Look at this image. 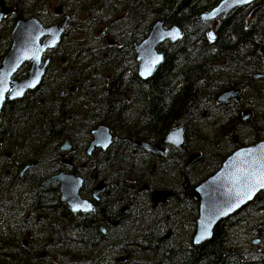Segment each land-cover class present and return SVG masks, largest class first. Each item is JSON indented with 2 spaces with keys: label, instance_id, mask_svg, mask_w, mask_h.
Instances as JSON below:
<instances>
[{
  "label": "trees",
  "instance_id": "16d2710c",
  "mask_svg": "<svg viewBox=\"0 0 264 264\" xmlns=\"http://www.w3.org/2000/svg\"><path fill=\"white\" fill-rule=\"evenodd\" d=\"M220 1L94 0L88 12L94 18V34L108 24L107 12L122 14L114 36L123 38L124 44L109 46L104 37L88 44L76 40L72 50L63 54L64 62L58 57L51 60L35 91L5 103L0 114V180H6L0 187V263L264 264V246L252 243L254 236L262 238L264 232L258 234L257 223L250 222L254 212H264V192L221 221L210 240L193 244L199 212L194 189L200 182L190 177L189 166L199 162L204 170L215 167L203 181L235 149L264 139V0L253 15L249 5L221 17L212 41L208 36L211 25L196 23V19ZM159 20L176 24L182 36L159 48L164 54L162 64L150 79L142 80L132 43L144 39ZM8 32L5 22L0 29V55L8 51ZM107 34L113 37L110 29ZM27 69L23 66L17 78L25 76ZM228 88H238L241 100L218 105L217 96ZM247 108L258 116L243 119ZM214 116H218L215 121ZM204 121L210 123L208 130ZM101 124L114 134V150L100 152L94 163L119 176L113 183L108 214L109 225L115 224L107 234L91 227L80 214H72L64 202L57 207L59 215L37 193L39 182L57 168H65L59 154L62 141L79 137L77 143L85 151L91 131ZM176 127L185 130L186 142L180 149L163 144ZM246 132V137L241 136ZM137 141L162 145L166 153H147L135 145ZM192 151L200 156L187 166ZM32 161L36 166L29 170L34 173L31 182L19 180V172ZM45 163L50 169L39 174L37 168ZM8 170L16 171L14 177ZM153 175V187L170 191L154 208L146 204L145 193H139L148 182L143 178ZM195 175L201 177L202 172ZM49 188L44 189L52 195ZM123 205L127 210H120ZM40 213L57 214L50 224L52 230H61L52 234L51 258L39 259L40 250L23 245L26 215L40 219L36 215ZM14 219H20L16 226ZM72 230L75 236L69 235ZM120 232L124 237H117ZM106 241L109 247L103 248Z\"/></svg>",
  "mask_w": 264,
  "mask_h": 264
},
{
  "label": "water",
  "instance_id": "95a60500",
  "mask_svg": "<svg viewBox=\"0 0 264 264\" xmlns=\"http://www.w3.org/2000/svg\"><path fill=\"white\" fill-rule=\"evenodd\" d=\"M248 5H253L252 15L263 7V3L259 0H221L211 10L199 15L196 23L213 22L215 25L221 16ZM0 8L1 21L2 17L8 14V10L2 7L1 0ZM66 24L67 17H63L58 24L48 28H44L34 18L27 21L20 19L17 22L11 33L10 49L2 58L0 66V113L6 101L21 98L26 92L39 86L49 65V59H46L41 65L43 54L48 49H54L60 44ZM181 36V30L176 24L166 26L165 20H159L152 24L149 34L144 40L133 44L138 62L137 74L142 80L151 78L157 67L162 64L164 54L158 50L159 46L165 42L176 43ZM208 36L212 41L215 39L213 29L208 32ZM28 62L30 63L28 75L19 80L12 79L20 67ZM240 94L239 89H225L217 96L216 103L225 105L231 100L239 99ZM250 117L251 112L246 110L243 113V119L247 120ZM91 135L88 154L98 148L106 150L113 143L114 136L109 127L104 124L94 129ZM163 142L178 148L183 147L185 143L184 128L172 129L164 137ZM136 145L152 154L162 155L164 153L162 148L157 145L144 142H136ZM60 149L66 154L72 151L69 139H65ZM7 155L9 156V153ZM196 156L198 154L192 155L188 163ZM62 162L69 164L71 159H64ZM35 163L36 161L26 166L21 176ZM82 182V178L76 174L59 172L49 176L42 182V185L58 183L61 199L73 212H90L92 210L90 202L80 195ZM261 184H264V139L234 150L214 174L195 187L194 197L199 204V212L193 244L197 246L210 240L214 228L221 221L238 212L264 191ZM100 189L101 187L95 189V192H99ZM169 195L170 192L159 191L153 193L151 199L156 203L164 201Z\"/></svg>",
  "mask_w": 264,
  "mask_h": 264
},
{
  "label": "flooded vegetation",
  "instance_id": "af4514ba",
  "mask_svg": "<svg viewBox=\"0 0 264 264\" xmlns=\"http://www.w3.org/2000/svg\"><path fill=\"white\" fill-rule=\"evenodd\" d=\"M94 0H1L2 7L8 10V14L6 16H3L1 21H0V29L3 26V23L7 22L8 27H9V47L8 50L11 46V33L16 27L17 22L22 19L24 21L30 20L32 18L37 19L44 28H48L50 26L58 24L63 17H67V24L65 26L64 32L62 34L61 42L59 46L52 50H47L44 54V60L46 57L49 59V65L46 69V73L48 72L50 63L52 59H61L63 62L66 60V57H63V54L66 51L72 50V45H74V41L76 40H84L86 44H88L92 39H106L107 45L109 46H118L124 44L123 38L115 39V34L118 32L116 28H110V27H105L103 28L102 26L100 28H103L101 30L98 28L96 34H94V18L91 17V15L88 13L93 5ZM86 4L88 5L89 9L85 13L86 9ZM1 11V8H0ZM122 19V14L120 15ZM109 25L114 26V25H119V23L115 22H109ZM108 29L111 30V34L113 37H111L109 34H107ZM119 33V32H118ZM100 36V37H99ZM41 42L43 41V38L40 40ZM134 42H140V41H134ZM132 43V46L134 44ZM134 49V47H133ZM7 52V51H6ZM135 52V50H134ZM5 54V53H4ZM4 54L0 55V66H1V61L4 56ZM136 57V53H135ZM30 65V64H29ZM28 74V69L27 73L25 76L15 78L13 76L12 79H22L26 77ZM138 75V74H137ZM43 76V78H44ZM111 75L110 73H107L106 78L110 79ZM139 77V76H138ZM42 78V80H43ZM150 79V78H149ZM41 80V81H42ZM41 83V82H40ZM40 86V84H39ZM38 86V87H39ZM38 87H36L34 90L28 91L32 92L35 91ZM97 89H100V87H96ZM71 92H75V88H71ZM28 92H26L21 98L15 99L13 101H17L22 99ZM13 101H6L7 102H13ZM4 103V105H5ZM3 105V107H4ZM3 109V108H2ZM92 132V131H91ZM91 135V134H90ZM79 140V137H77ZM70 139V146L72 151L69 154H66L62 151H60V162L65 168H57V170L53 173H59V172H66V173H72L76 174L77 176L81 177L83 182L82 186L80 188V195L83 199L88 200L91 204L92 210L90 212H73L69 206L66 204L70 212L74 215H81L83 220L89 224L91 227H96L98 231L101 233H108L111 230V225L114 226L115 223H112L109 225L108 221V214H109V209L111 206V198L113 194V186H114V180H116L117 177L119 176H114L110 172V168L108 167H101L99 165H96L94 161H98V156L99 153L102 151H107L108 149L114 150V143L110 145L109 148L106 150H102L101 148L95 149L91 152V154H88V146L89 143L92 139V135L90 138L89 143L87 144L85 151L84 148L77 143V140L74 141V139ZM64 141V140H63ZM62 141V143H63ZM114 142H115V136H114ZM141 142V141H137ZM146 142V141H145ZM61 143V145H62ZM151 143V142H149ZM154 144V143H151ZM164 145L165 144L163 142ZM136 145V142H135ZM162 148L163 154L165 155L166 149L164 146L159 145V144H154ZM140 147L139 145H136ZM141 148V147H140ZM143 149V148H141ZM61 150V149H60ZM144 150V149H143ZM146 151V150H144ZM118 152V150H117ZM147 152V151H146ZM148 153V152H147ZM151 154V153H150ZM153 155H160V154H153ZM160 155V156H162ZM8 156V155H7ZM89 157H92L91 159H87ZM70 158L71 163H63V159ZM157 158H154V167L157 165ZM33 161L23 167V169L19 172L18 174V179L19 180H27V179H32L31 177L34 176V173H29V170L34 168L36 164L31 166L22 176L21 173L25 169L26 166L31 165ZM8 174H11V177H14L16 171H7ZM28 173V174H27ZM52 174V175H53ZM21 176V177H19ZM51 176V175H50ZM49 177V176H48ZM46 177V178H48ZM125 177V175L123 176ZM155 175L150 176V177H144L143 179L148 180L140 189V194L145 193L148 197V201L146 202L147 205L150 207L152 206L153 208L160 202L154 203L151 199V196L153 193H156L158 191H163L160 187H153L152 181L154 180ZM156 178L158 176L156 175ZM43 180L42 182H44ZM42 182H39L37 185V193L41 192L45 197L42 199L48 206L52 205V209L56 213H60L59 215H62L61 210L58 209L57 207L60 206L61 202H64L61 199V193L59 189V184L58 183H51L49 185H42ZM6 182H4V179L0 181V185L3 186ZM27 184V183H26ZM24 185V183H23ZM50 187L49 190L51 191L52 195L45 190L44 188ZM99 192H95V189L100 188ZM26 188V187H25ZM167 191V190H166ZM55 196L57 198H55ZM66 203V202H64ZM121 211L127 210V206L123 205L120 208ZM42 211V210H41ZM53 211V213H55ZM258 214L263 216L262 219H260V223L257 224V227L259 229V233L264 232V212L258 211ZM35 215V213H34ZM37 217H40V219H37L35 217H30L29 215H26L25 217V228L24 232L26 233L27 229V236L23 240V245H31L30 249L34 250L38 249L40 250V255L38 258H44V257H49V249H54V242L52 239V234L56 232H61V230L54 229L51 232L48 231L47 226H49V221H52L51 214L48 213H40L36 214ZM13 214L10 215V218H13ZM55 219H57V214H55ZM76 217H73L75 219ZM18 222H20V219L16 220L14 219L12 222L13 226L18 225ZM55 222H57L55 220ZM30 225V226H29ZM57 227V226H56ZM87 228V225H85ZM35 235V236H33ZM70 236H75L76 232L75 231H70L69 232ZM50 236V237H49ZM40 238V239H39ZM254 240H258L257 242L253 243ZM264 240V235L262 238L254 236L252 238V243L254 245H264L263 244ZM52 256V255H51Z\"/></svg>",
  "mask_w": 264,
  "mask_h": 264
},
{
  "label": "rangeland",
  "instance_id": "374dc122",
  "mask_svg": "<svg viewBox=\"0 0 264 264\" xmlns=\"http://www.w3.org/2000/svg\"><path fill=\"white\" fill-rule=\"evenodd\" d=\"M107 14L108 15H110L111 16V18H110V20H109V18H105L106 20H108L107 21V23L109 24V22H115V23H118V22H120L122 19H121V16L120 15H116V14H114V12H107ZM115 15V16H114ZM122 18H123V15H122ZM107 24V25H108ZM107 25L106 26H102L103 28H105V27H107ZM117 26L115 25V26H113V28H116ZM246 110H249L250 112H251V117H253V115L255 114V116L257 117L258 116V114H256L257 112L256 111H253V109L252 108H247ZM245 110V111H246ZM218 116H214L213 118H214V121H215V119L217 118ZM209 120H211V119H209ZM204 123H205V128H206V130H208L209 129V122L208 121H204ZM249 133L248 132H246V133H244V134H241V136H245L246 137V135H248ZM66 139H69V138H66ZM78 141V138H74V141ZM69 141H70V139H69ZM186 142V141H185ZM251 142V138L249 139V141H248V143H250ZM71 143V142H70ZM180 149V148H179ZM192 153H196V151H192ZM191 153V154H192ZM208 157H210V155H207ZM193 162V161H192ZM49 167V168H48ZM50 167H51V165L49 164V163H45V164H43V165H41V167H38L37 168V170L39 171V174H40V172H42V171H44L45 169H46V171L47 170H49L50 169ZM105 167H107V166H105ZM173 167V166H172ZM171 169V167L169 166L168 167V170H170ZM42 170V171H41ZM213 170H215V167H211V168H209V169H206V170H204V167H203V164L202 163H194V164H192L191 166H189V169H188V173H189V175H190V177H192L193 178V180H194V178L196 179V182H202L201 180L205 177V176H207V175H209L210 174V172L211 171H213ZM1 172V171H0ZM202 172V176L201 177H199V176H196L195 175V173H201ZM160 175H165L166 176V174H165V172L164 171H161L160 173H159ZM199 175H201V174H199ZM168 176H169V179L171 180L172 179V177H171V175L170 174H168ZM188 177V176H187ZM199 177V178H198ZM183 180V179H182ZM27 183H30L31 182V179H27V181H26ZM25 182V183H26ZM146 198H147V195H146ZM253 218L250 220V222H254V223H257V224H259L260 223V219H262L263 218V216H261V215H259L258 214V212H254L253 214ZM55 215H53V214H51V217L53 218ZM53 220V219H52ZM52 221H49V223H51ZM47 229H48V231L49 232H51L52 231V226H51V224H49V226H47ZM129 231L130 230H128L127 231V233H126V235H128V233H129ZM121 233V236H117V237H120V238H122V237H124L123 235H122V232H120ZM78 236V235H77ZM78 238V237H77ZM78 240H79V238H78ZM105 245V246H104ZM106 246H108V243H107V241L103 244V248L104 247H106ZM264 246V245H263ZM262 246V247H263ZM264 249V248H263ZM263 249H261V250H263ZM51 251H52V249H49V253H48V255H49V257L51 258L52 256V254H51ZM95 252V251H94Z\"/></svg>",
  "mask_w": 264,
  "mask_h": 264
},
{
  "label": "bare ground",
  "instance_id": "6f19581e",
  "mask_svg": "<svg viewBox=\"0 0 264 264\" xmlns=\"http://www.w3.org/2000/svg\"><path fill=\"white\" fill-rule=\"evenodd\" d=\"M259 2H262V3H263V1H261V0H259ZM252 6H253V5H252ZM50 27H52V26H50ZM119 53H120V52H119ZM18 72H19V71H17V73H18ZM17 73H16V75H17ZM255 76H257V75H255ZM255 78H258V77H255ZM236 89H238V88H236ZM240 95H241V94H240ZM239 99H240V96H239ZM239 99H237V100H231L230 102H232V101H238ZM240 100H241V99H240ZM230 102H229V103H230ZM229 103H227V104H229ZM227 104H226V105H227ZM141 142L151 144V143H149V142H145V141H141ZM151 145H154V144H151ZM184 145H185V144H184ZM184 145H183V147H184ZM183 147H181V148H183ZM28 169H29V168H28ZM28 169H27V170H28ZM27 170H26V171H27ZM26 171H25V172H26ZM25 172H24V173H25ZM20 177H21V176H20ZM3 179H4V178H3ZM1 180H2V179H1ZM1 180H0V181H1ZM5 181H6V180L4 179V182H5ZM5 184H6V183H5ZM7 186H10V184H8ZM0 187H1V185H0ZM240 235H241V234H240ZM250 237H251V236H250ZM134 239H135V238H134ZM108 247H109V246H108Z\"/></svg>",
  "mask_w": 264,
  "mask_h": 264
},
{
  "label": "snow or ice",
  "instance_id": "6c2138e0",
  "mask_svg": "<svg viewBox=\"0 0 264 264\" xmlns=\"http://www.w3.org/2000/svg\"><path fill=\"white\" fill-rule=\"evenodd\" d=\"M261 187H264V184H261ZM249 198H251V196H249Z\"/></svg>",
  "mask_w": 264,
  "mask_h": 264
}]
</instances>
